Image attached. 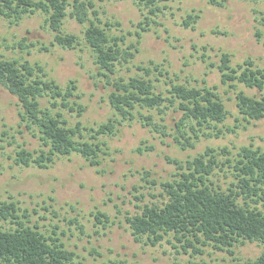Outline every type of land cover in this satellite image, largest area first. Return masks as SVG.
I'll use <instances>...</instances> for the list:
<instances>
[{
	"label": "rangeland",
	"instance_id": "obj_1",
	"mask_svg": "<svg viewBox=\"0 0 264 264\" xmlns=\"http://www.w3.org/2000/svg\"><path fill=\"white\" fill-rule=\"evenodd\" d=\"M105 22H118L112 33L124 36V49L134 52L128 62L116 65L113 77L140 76L154 82L157 90L166 95L170 82L194 87L208 86L216 92L230 115L227 127L236 125L234 91L220 82L221 54H228L230 65L236 67L251 60L264 69V0H176L168 2L157 16L152 17L148 31H139L137 23L142 12L130 0H91ZM188 14L198 15L196 22L187 27L183 20ZM94 18L93 16H91ZM63 30L82 38L83 26L67 17ZM221 33V34H219ZM53 33L44 26L40 13L25 16L17 25L0 19V56L24 58L43 65L48 75L61 86L74 80L77 100L84 106L81 116L66 113L69 125L97 127L109 119H119L108 103L110 87L98 74L90 50L82 46L75 50L51 46ZM19 42L34 44L29 54L17 48ZM133 43L135 47L130 48ZM49 47V51L40 50ZM157 67V68H155ZM162 71V75L159 74ZM166 73V74H164ZM248 95L256 90L237 86ZM19 105L15 96L0 86V202L14 203L19 221L47 237L57 240L75 254L82 264H185L188 261L207 264H227L232 257L212 247H202L201 254L181 250L171 236L156 246L135 241L127 216L141 212L143 205H162L165 201L161 183L172 181L184 166L206 150L212 149L218 162L210 176L214 187L226 190L236 183L233 170L226 163L241 147L264 150V118L245 123L223 135L201 138L193 148L182 149L173 139L174 124L181 113L173 109L164 115L156 110L154 122L166 126L170 136H162L141 120H124L116 125L115 135H101L100 164L92 166L80 154L58 157L49 168L18 166L12 157L18 146L28 150L39 147V140L20 126ZM163 118V121L161 119ZM121 119V118H120ZM86 138L87 132L82 131ZM226 152L223 153L222 150ZM223 163V165L221 164ZM101 212L105 217H96ZM15 221V220H14ZM4 228H14L10 221L2 220ZM257 243L234 247V256L242 260L253 259L261 253Z\"/></svg>",
	"mask_w": 264,
	"mask_h": 264
},
{
	"label": "trees",
	"instance_id": "obj_2",
	"mask_svg": "<svg viewBox=\"0 0 264 264\" xmlns=\"http://www.w3.org/2000/svg\"><path fill=\"white\" fill-rule=\"evenodd\" d=\"M130 1L140 11H146L143 20L137 23L136 36L141 38V32L148 31L152 17L162 10L161 5L166 7L168 2L176 0ZM209 2L222 4L217 0ZM36 13L44 16V26L53 33L51 46L75 50L83 44L90 50L98 74L111 88L108 103L119 119H109L95 128L81 127L80 123L70 126L65 114L75 112L81 116L84 111V106L77 101L80 96L76 93L75 81L61 86L38 62L0 56V86L18 100L19 125L39 140V147L34 150L18 146L12 157L18 166L46 169L56 158L73 153L97 166L102 152L99 136L115 135L116 125L124 120L138 118L142 126L164 137L170 136L165 125L154 122L153 115L144 114L143 110H156L162 115L170 109L179 111L181 117L174 124L173 139L182 149L193 148L202 137L223 135L220 125L227 132L235 133L241 121L249 124L264 118V69L251 60L233 67L229 55L221 54L217 66L220 82L234 91L238 114L236 125L227 127L224 123L230 113L216 88L171 81L164 95L154 84L158 80L140 76L113 77L116 65L132 59L137 48L131 43L130 48L135 47L131 52L121 46L124 36L112 33V28L119 23L103 22L93 1L0 0V19L10 25H17L25 16ZM67 17L83 26L82 38L63 30ZM197 18L198 15L188 14L183 25L189 27ZM16 47L29 54V49L35 45L19 42ZM40 50L47 52L49 47L43 46ZM159 74L162 75V71L159 70ZM238 85L256 90L257 94L237 90ZM82 131L87 132L88 138ZM226 163L236 180L226 190L214 187L210 180L220 164L212 149L187 160L184 166L178 164L181 171L177 178L161 183L165 197L162 205L145 204L140 213L125 218L135 241L156 246L171 236L184 253L191 250L194 255L201 254L202 247L209 246L231 256L227 264H264V150L243 146L235 156L227 158ZM17 211L14 203L0 202L1 219L16 225L14 228L0 225V264H82L62 243L47 237L37 227L20 222ZM100 216L105 217L98 212L96 217ZM246 243H257L261 253L253 259L235 258L234 247ZM185 264L207 263L188 261Z\"/></svg>",
	"mask_w": 264,
	"mask_h": 264
}]
</instances>
